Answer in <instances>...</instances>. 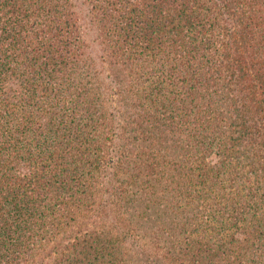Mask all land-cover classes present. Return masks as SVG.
Segmentation results:
<instances>
[{
    "label": "trees",
    "instance_id": "16d2710c",
    "mask_svg": "<svg viewBox=\"0 0 264 264\" xmlns=\"http://www.w3.org/2000/svg\"><path fill=\"white\" fill-rule=\"evenodd\" d=\"M76 2L0 0V264H264V0Z\"/></svg>",
    "mask_w": 264,
    "mask_h": 264
},
{
    "label": "rangeland",
    "instance_id": "374dc122",
    "mask_svg": "<svg viewBox=\"0 0 264 264\" xmlns=\"http://www.w3.org/2000/svg\"><path fill=\"white\" fill-rule=\"evenodd\" d=\"M91 4H92V0H77V2H76V5H78V8H79L78 10H80L81 12L84 10V13L87 16V19H89L88 14L91 11ZM94 39H96V36H95V34L91 33L90 37L87 40H94ZM15 88H17V87H15ZM18 90L20 92L26 91V93H31L32 92V89L29 86L28 87H20V89H18ZM18 110H19V108H18ZM7 118H8V116L6 117V120H7ZM12 125H13V122H11V127H12ZM6 126L10 129V125L8 126L7 124L5 125L4 123L0 122V131L4 130V128ZM1 134L2 133H0V135ZM117 156H118V152L116 153L115 150L112 149V153H111V155L109 157H107V159L110 161V163H112V162L114 163L116 158H117ZM106 184H107V179L104 178L103 185H106ZM103 196H104V198H106L105 200H107V199H111V200L113 199L114 200L115 199V197L113 195H111V194L109 195V193L107 195L103 194ZM106 211L108 212V215L106 214L107 217H104L101 214V216L104 218L103 222H108L110 224L115 223V219L117 218L115 216L116 214L113 211L109 212L108 209H106ZM121 212H123V211H121ZM132 218L135 220L136 226H137V224H138V226H142V225L145 226L141 220H138L139 219L138 216L137 217L134 216ZM108 223H103V224H105L107 226V225H109ZM83 225L84 224L82 223V224H72L71 226H68V227L64 226L63 230L58 232L57 239H55L56 242H58L60 240L61 241L65 240L66 238H69L70 235H73L77 231L81 230L83 228ZM140 229L137 230V232L135 233L134 237H130V235H127L125 237V242H126L125 246L128 249V251H130L129 252V260H131V258H133L134 259L133 260L134 263H138L139 261H142V264H144V261H145V258H146L144 256V253L147 254V252L149 250L148 254L150 255V252H152L151 249L153 248V246H152L153 243H152L151 233L149 234V232H148V234H147V233H145V230H143V229L140 230ZM120 231L122 232L121 229H120ZM32 241L34 242L35 239L33 238ZM140 247H142V248H140ZM132 248L133 249L136 248V250L138 249V251H136V253H135V252H133L134 250L133 251L131 250ZM34 250L35 249H33V251L31 253H33ZM54 250H52V252H51V254H53L52 257H57V254L55 253L56 251H54ZM148 254H147V257H148Z\"/></svg>",
    "mask_w": 264,
    "mask_h": 264
}]
</instances>
